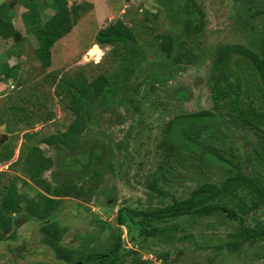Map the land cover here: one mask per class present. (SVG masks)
Returning a JSON list of instances; mask_svg holds the SVG:
<instances>
[{
	"label": "trees",
	"instance_id": "1",
	"mask_svg": "<svg viewBox=\"0 0 264 264\" xmlns=\"http://www.w3.org/2000/svg\"><path fill=\"white\" fill-rule=\"evenodd\" d=\"M114 1L120 10L123 0ZM230 4L231 12L237 13V25L249 32L245 40L206 48L200 3L155 0L149 9L137 6L142 20L131 26L116 19L97 30L94 41L108 48L107 53L96 63L67 72L48 71L52 48L70 34L90 5H78L76 0L0 1V41H12L3 56L20 60L28 51L39 68L25 82L19 76V63H0V126L22 138L17 157L8 166L12 175L0 173V243L15 241L18 227L27 222L36 226L41 243L54 257V261L35 264H148L135 247L162 264H177L189 243V247L213 250L205 259L212 264L222 249L230 255L264 241V222H246L249 215L264 208V0L261 5L257 0H231ZM17 6L21 7L23 33L13 25ZM47 10L52 14L43 19ZM158 19L162 28L156 31ZM204 58L210 60L206 85L211 106L174 113L158 127L154 153L159 161L153 172L136 183L143 188L144 203L124 201L110 223L90 219L108 245L89 250L98 240L83 245L89 235L84 233L77 248L64 246L65 230L58 220L63 198L88 201L104 172L114 173L110 137L106 141L86 138L88 127L109 121L115 106L140 114L147 94L156 85L163 88L171 77L168 74L197 66ZM9 80L15 89L4 96ZM172 97L180 101L188 95L178 90ZM54 103L68 113V122L46 135L35 131L37 125L54 119ZM165 103L158 105L164 111ZM130 133L125 143H116L118 150H127ZM41 145L51 152H44ZM15 149L11 140L0 144V163L10 162ZM47 171L49 179L44 177ZM83 180L89 183L85 189L79 184ZM18 184L25 191H19ZM26 188L36 191L32 199L25 196ZM210 216L234 226L227 230L223 245L201 247L191 230ZM206 228L215 230L213 224ZM123 229L130 248L124 246ZM162 245L165 249H154ZM173 252L176 257L170 259Z\"/></svg>",
	"mask_w": 264,
	"mask_h": 264
},
{
	"label": "rangeland",
	"instance_id": "2",
	"mask_svg": "<svg viewBox=\"0 0 264 264\" xmlns=\"http://www.w3.org/2000/svg\"><path fill=\"white\" fill-rule=\"evenodd\" d=\"M196 1L200 3L204 11L206 25L202 42L206 48H212L216 43H237L248 38L249 32L237 25V13L235 11L231 12L230 10L231 0ZM261 2L262 0H257L258 5H261ZM76 3L78 5L80 3H86L90 5V8L78 20L70 34L60 39L53 46L51 66L48 71L62 70L69 72L76 69V67L100 61L102 56L107 53L108 48L99 47V50L97 48L91 49L93 45H96L94 37L97 30L112 23L116 19H121L127 25L131 26L133 21L142 20L141 10L139 11L137 6L146 5L149 9L151 5H154L155 0H129L128 3L130 5H128L126 0H123L122 6L118 8L120 10L115 8L117 2L114 0H76ZM20 12L21 7H15L13 25L18 31L23 33L24 29L19 17ZM152 12H155V10H152ZM44 13L43 19H46L52 14L50 10ZM160 28H162V25L158 19L156 20L155 29L158 31ZM142 37L144 38L145 34ZM29 41L31 42V48H33L35 43L32 37H29ZM11 45V40L0 41V63L5 61L9 66L19 63V76L21 78L25 77L23 78L25 82H30V79L33 78V73L35 72L37 74L38 72V62L33 59L31 52L28 51L20 60L5 58L3 52ZM87 53L90 57L87 56ZM142 67L147 69L145 65H142ZM209 69L210 60L207 58H204L199 65L194 67H186L184 69L176 68L168 74L171 77L163 88H159L156 85V90L147 94L148 101H143L140 114L132 113L125 107L115 106L111 113H107L110 115L109 121L103 120L98 125L88 127L85 132L86 138L98 137L106 141V137H110L108 146L111 159L113 160L114 173L104 172L97 191L92 194L88 201L82 198H63V210L59 214L58 220L65 230L61 238V243L64 246L77 248L81 245L80 235L84 233H88L89 235L86 236L83 245H87V242L98 240L92 244L89 250L93 251L98 245H108L109 242L105 241V236H99L97 224L90 221V219L98 218L110 223L114 221V216L118 209L124 205V201L128 199L136 201L139 199L141 204L144 203L145 195L143 188L136 183L138 181L139 183L140 181L142 182L144 176L153 172L159 161L158 156L154 153L155 144L158 141L159 135L158 127L163 122H167L174 113L196 112L210 108V93L206 85ZM13 84L11 80L8 82V85L5 86L6 92L3 93L4 96L11 89H15ZM143 90L142 87L140 89V97L144 95ZM178 90L186 92L188 97L185 100H176L172 97V94ZM0 100H2V97H0ZM159 102H166L164 104L167 107L165 111L162 110L161 106H158ZM52 109L55 114L54 119L44 126L37 125L35 131H40L46 135L52 133L51 131L61 129L62 124L68 122V113L62 111L59 104L54 103ZM118 118H120L121 122L118 121ZM129 130L132 133L129 134L130 139L126 142L127 150H118L115 146L116 143H125L124 138ZM3 136L5 137L2 138ZM235 137L239 139L240 136L237 135ZM0 140H2L0 144L11 140L16 146L10 162L0 163V173L12 175L8 166L18 155V148L22 142V138L19 134L11 135L6 133L4 126H0ZM41 148L44 149V152H51L50 148L46 145H41ZM140 162H143L141 166H139ZM17 174L22 177L20 172H17ZM44 177L49 179L48 171L44 174ZM79 184H82L84 189L89 186V183L85 180L80 181ZM18 187L19 191H25V188L20 184H18ZM26 189L27 193L25 196L32 199L36 191L33 188ZM223 222L218 220V217L210 216L201 220L200 226H197L196 229L191 230L194 237H198L201 247L223 245L225 243L227 230H231L234 223L227 221V224H224ZM246 222L248 225L264 222V208L255 212V214L252 213L249 215ZM208 224H213L215 230L207 229L206 225ZM17 230L18 238L15 241L0 243V264H35L38 262L54 261L51 250L45 244L41 243V237L37 234L35 225L26 222L18 227ZM122 239L124 246L130 248L131 244L127 239L126 229H123ZM155 244L159 245L156 242ZM177 245L187 246L186 243H178ZM189 245L192 244L189 243ZM189 245L177 264H194L195 262L206 264V257L214 253L210 249L201 250L193 246L189 247ZM165 247V245L155 246L154 249L163 250ZM135 250L140 253L143 259L149 261L148 264H162L161 261H156L152 255L141 251L140 248L135 247ZM170 257V259L175 258V252L171 253ZM212 264H264V241L255 243L251 247H243L237 253L230 255L226 250L222 249L221 252H218V256Z\"/></svg>",
	"mask_w": 264,
	"mask_h": 264
},
{
	"label": "water",
	"instance_id": "3",
	"mask_svg": "<svg viewBox=\"0 0 264 264\" xmlns=\"http://www.w3.org/2000/svg\"><path fill=\"white\" fill-rule=\"evenodd\" d=\"M128 1V0H127ZM136 1H139V0H136ZM145 9H148V6H146V5H142ZM94 48H97L98 50H99V47L97 46V45H93L92 46V48L91 49H94ZM90 49V50H91ZM87 56H89L88 55V53H87ZM90 57V56H89ZM5 136H3L2 138H4ZM0 143H2V140H0Z\"/></svg>",
	"mask_w": 264,
	"mask_h": 264
},
{
	"label": "clouds",
	"instance_id": "4",
	"mask_svg": "<svg viewBox=\"0 0 264 264\" xmlns=\"http://www.w3.org/2000/svg\"><path fill=\"white\" fill-rule=\"evenodd\" d=\"M127 1V0H126ZM129 1V0H128ZM97 45V44H96ZM98 46V45H97ZM99 47V46H98ZM10 81V80H9Z\"/></svg>",
	"mask_w": 264,
	"mask_h": 264
}]
</instances>
